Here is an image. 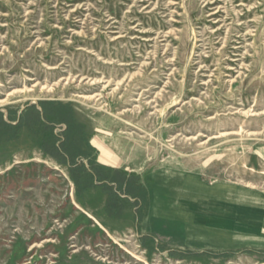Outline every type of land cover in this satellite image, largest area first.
<instances>
[{
  "label": "rangeland",
  "instance_id": "374dc122",
  "mask_svg": "<svg viewBox=\"0 0 264 264\" xmlns=\"http://www.w3.org/2000/svg\"><path fill=\"white\" fill-rule=\"evenodd\" d=\"M0 264H264V0H0Z\"/></svg>",
  "mask_w": 264,
  "mask_h": 264
},
{
  "label": "bare ground",
  "instance_id": "6f19581e",
  "mask_svg": "<svg viewBox=\"0 0 264 264\" xmlns=\"http://www.w3.org/2000/svg\"><path fill=\"white\" fill-rule=\"evenodd\" d=\"M212 3V2H211ZM218 13V11H214V12H212V13H210L209 15L211 16V15H215V14H217ZM197 44V43H196ZM172 106V105H171Z\"/></svg>",
  "mask_w": 264,
  "mask_h": 264
}]
</instances>
